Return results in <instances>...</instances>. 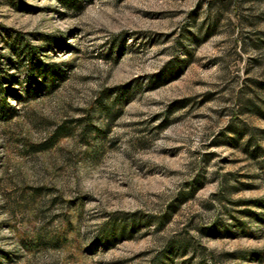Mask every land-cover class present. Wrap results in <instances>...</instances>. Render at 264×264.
<instances>
[{
    "label": "rangeland",
    "instance_id": "1",
    "mask_svg": "<svg viewBox=\"0 0 264 264\" xmlns=\"http://www.w3.org/2000/svg\"><path fill=\"white\" fill-rule=\"evenodd\" d=\"M0 264H264V0H0Z\"/></svg>",
    "mask_w": 264,
    "mask_h": 264
}]
</instances>
